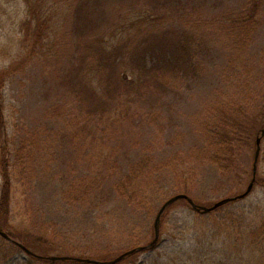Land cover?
Masks as SVG:
<instances>
[{
	"label": "rangeland",
	"instance_id": "rangeland-1",
	"mask_svg": "<svg viewBox=\"0 0 264 264\" xmlns=\"http://www.w3.org/2000/svg\"><path fill=\"white\" fill-rule=\"evenodd\" d=\"M76 1L0 0V67L7 70L0 192L3 145L13 176L12 218L3 229L19 242L20 236L40 242L46 255L122 253L153 239L160 207L172 195L185 193V187L194 199L214 203L244 192L251 182L255 139L264 124V2L255 7L254 0H169L176 6L172 12L142 1L100 0L99 12L107 20L81 34L74 26ZM53 2L59 7L55 23L50 18L43 42L34 47L37 39L28 29L37 20L28 22L30 11L45 15ZM132 6L159 18L155 23L152 16L147 19L152 30L175 28L183 40L189 39L199 71L170 85H144L137 97H87L85 86L100 85L107 72L94 68L100 57L86 42L103 35L106 44L119 43L113 24ZM128 17L131 24L141 20L133 12ZM92 18H99L98 13ZM128 29L130 47L148 34L143 28L137 31L138 26ZM127 71L124 63L117 69L122 77ZM236 76L243 81L235 82ZM244 80L246 88L238 84ZM241 105L248 117L233 121L236 136L225 146L230 167L191 160L206 145L207 126L222 109L238 112ZM182 157L193 164L190 171H181ZM139 165L144 173L128 183ZM258 177L264 178V138ZM119 184L138 199L124 198ZM173 204L162 215L165 224L161 229L160 222L154 247L116 264H192L195 254L204 255L197 251L201 247L213 255L208 264H264L263 186L255 183L245 198L207 214L178 200ZM6 240L0 235L3 255L11 250ZM28 255L16 250L5 261L0 257V264L24 263Z\"/></svg>",
	"mask_w": 264,
	"mask_h": 264
},
{
	"label": "trees",
	"instance_id": "trees-1",
	"mask_svg": "<svg viewBox=\"0 0 264 264\" xmlns=\"http://www.w3.org/2000/svg\"><path fill=\"white\" fill-rule=\"evenodd\" d=\"M100 0H96V2H93V0H77L76 5L73 9L74 13V20H75V27L78 28V32L81 34L83 32L88 31L89 29H94L98 26L99 22H103L104 20H107V17L105 16V13L99 12L102 10L100 3H98ZM135 1H142L143 4L147 5L152 4L151 6H154L158 9L160 8H166L167 10H171L172 12L175 11L176 6L172 5V3L169 0H135ZM255 3L254 6L259 5V1L264 2V0H254ZM29 3L32 4L30 1ZM98 4V7L94 6V4ZM57 5L55 2L51 6L46 7L45 15H39L35 11H30L31 15L29 17H32L28 22H32V19L36 18L37 25L35 28L30 27L26 25L28 28H32V30H29L28 28V34L31 33L32 36H35L37 39L35 43H33V46H37V44L42 43L44 40V34L45 30H47L48 27H50V18L53 20V24L55 23V15L57 13L58 8L56 9ZM142 6H140L138 9L136 6H132L130 8L129 14L127 16L122 15L121 18L117 23H114L115 32L113 33V37L116 38L117 36H120L118 41L114 46H110L106 44L105 41H103V35L97 36L95 38V41L89 40L86 42V48L91 50V52H94L93 54H97L100 58H98L97 65V71L104 70V72H107L105 77H102L100 80V85H87L85 86L86 96H91V98L97 97L100 94H106L108 98L114 97L115 94H121L123 93H129L128 96H131L132 94L134 97L140 96L142 93L143 87L151 86L152 85H170V83L176 79H180V77L187 78L188 76L197 75L198 65L197 58L193 57V50L192 45L189 39L183 40L182 37L178 35V33L172 29L175 28H163V31H156L152 30L151 25L147 24L145 25L147 19L152 16L153 23H155L158 19L155 18L156 15L151 13L150 10L141 9ZM256 9V8H255ZM138 10V12H136ZM132 12L134 15L137 16L138 19H141L139 23L131 24L129 21L128 16H132ZM47 13V14H46ZM98 13L99 18H92V15H96ZM127 18V20H126ZM99 20V21H98ZM247 20H250L249 18ZM116 21V20H114ZM27 22V24H28ZM138 26V30L140 28L146 29L148 31V34L143 36L138 43L134 44L133 47H130V38L127 32H129L128 26ZM158 29V27H156ZM243 30V29H242ZM177 34V35H175ZM86 36V34H85ZM48 38V37H47ZM93 39V38H92ZM105 50L104 52L101 50ZM124 59H127V64L124 62ZM127 65V75L121 76L117 73L118 67H120L122 64ZM129 66L131 68H129ZM129 72V73H128ZM7 70L0 67V123L5 124V101H4V84H5V78H6ZM109 73L110 76H109ZM243 78L240 76H236L235 82H242ZM244 84H240L243 88H246L248 86V83L246 80H244ZM234 87V86H233ZM147 88V87H145ZM235 88V87H234ZM103 89V90H102ZM244 92V91H243ZM245 93H249L247 90H245ZM246 95V94H245ZM88 100V99H87ZM92 100V99H91ZM239 106V105H238ZM237 106V107H238ZM236 108V107H234ZM245 108V109H244ZM233 109V108H232ZM232 109H222L220 112V116L217 117L218 120L212 122L207 129V141L206 145L202 146L200 149L196 151L194 159L196 162H205V161H211L214 163H223L224 162V168H229L230 164L227 161V158L225 157L226 154V147L227 145H232V141L235 139V130L233 126V121H243L247 120V112L246 105H241L239 107L238 112L232 111ZM247 116V117H246ZM243 117V118H242ZM244 117H246L244 119ZM241 125V124H240ZM8 149V148H7ZM7 149L3 145V159L1 161V178H2V184H1V192H0V226L7 227L9 225V222L12 218L11 214V203H12V183H13V176H12V170L11 165L9 163V158L6 156ZM194 161V162H195ZM230 161V159H229ZM191 161L189 159L181 158L180 165H181V171L182 167H187L190 171L193 164H189ZM147 172V171H146ZM226 172V171H225ZM144 173V166L139 165L137 166L130 176L127 178V182L129 183L130 180L136 179L138 177H141ZM228 176L232 175L230 172L227 173ZM257 184L264 187V178L258 177L256 179ZM128 186L126 184H119L117 186V191L121 193L124 198L129 199H138L136 197V192L134 195H130L131 193L127 190ZM126 190V191H125ZM186 192L190 191V188L187 186L183 189ZM129 193H128V192ZM129 194V196H128ZM143 201H146L145 197L141 198ZM196 203L203 204V205H212L213 203H202L198 201L197 199H194ZM178 202H183L187 205V207L190 206L188 201L186 199H179ZM174 204L169 206L167 208L166 212L172 208ZM200 215V214H199ZM165 219L161 220V229L164 227ZM10 226V225H9ZM264 228V227H263ZM10 234V233H9ZM12 237H14L12 234H10ZM154 236V235H153ZM242 238L244 239V236L242 235ZM19 240L33 253H37L36 251L41 252L40 255H46L48 252H45L44 246L40 245L38 242L26 240L20 236ZM8 241V240H6ZM150 241H147L146 244H148ZM8 243V249H11L7 254H2L0 252V257L3 261L7 260L8 257L13 255L16 250H20L21 247L13 242H7ZM140 246L138 243L137 245L133 247ZM152 249V248H150ZM200 250L204 253V255L197 253L194 257V262L192 264H208L207 258L208 252L206 248L201 247V249H197L198 252ZM222 251H219L220 253ZM227 252V253H226ZM224 253L230 254L232 251H226ZM44 253V254H43ZM39 254V253H37ZM120 253H109L102 252V253H83L82 251L77 254V256L80 257H91L98 260H110L113 257H116ZM232 254V253H231ZM136 256V253H133L129 256H127L126 259L134 258ZM213 256V255H209ZM191 258V260H192ZM65 261H50L45 258L37 257L34 255L29 254L28 260L26 262H20L16 264H62ZM167 264H177L175 262H168ZM181 264H188L187 261L181 263ZM224 264V263H219ZM226 264V262H225ZM247 264V263H246Z\"/></svg>",
	"mask_w": 264,
	"mask_h": 264
},
{
	"label": "water",
	"instance_id": "water-1",
	"mask_svg": "<svg viewBox=\"0 0 264 264\" xmlns=\"http://www.w3.org/2000/svg\"><path fill=\"white\" fill-rule=\"evenodd\" d=\"M264 138V125L263 127L260 129V132L258 133V135L256 136L255 139V144H256V151H255V156H254V164H253V177L251 182L249 183L247 189L240 193L237 194L235 196H228V197H224L216 202H214L213 205L211 206H206V205H202V204H198L195 202V200L189 196L186 193H177L173 196H171L169 199H167L163 205L160 207L157 216H156V220L154 223V229H155V235L153 240L147 244V245H143V246H137L134 247L130 250H127L125 252H123L122 254H120L119 256L113 258L112 260L109 261H100V260H96V259H92V258H85V257H79V256H69V255H48V256H41L38 255L36 253H33L30 249H28L25 245H23L21 242H19L18 240L12 238L9 233L7 231H5L3 229L2 226H0V235L3 236L4 238L12 241L13 243L19 245L23 250H25L27 253L37 256V257H41V258H45L47 260L50 261H73V262H78V263H93V264H116L118 262H120L121 260L125 259L127 256L135 253V252H139L142 250H145L149 247H152L156 244L158 238H159V228H160V222H161V218L162 215L164 214L165 210L174 202H176L179 199H186L188 201V203L190 204V206L196 210L197 212L200 213H209L211 211L216 210L217 208L231 202L237 199H242L245 198L252 190L256 181V177H257V172H258V160L260 158V153H261V148H262V141Z\"/></svg>",
	"mask_w": 264,
	"mask_h": 264
}]
</instances>
